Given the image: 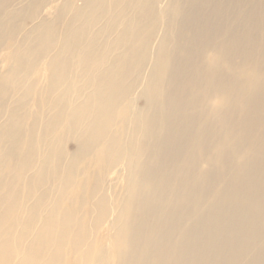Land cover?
Here are the masks:
<instances>
[{
  "label": "bare ground",
  "instance_id": "6f19581e",
  "mask_svg": "<svg viewBox=\"0 0 264 264\" xmlns=\"http://www.w3.org/2000/svg\"><path fill=\"white\" fill-rule=\"evenodd\" d=\"M0 264H264V0H0Z\"/></svg>",
  "mask_w": 264,
  "mask_h": 264
},
{
  "label": "rangeland",
  "instance_id": "374dc122",
  "mask_svg": "<svg viewBox=\"0 0 264 264\" xmlns=\"http://www.w3.org/2000/svg\"><path fill=\"white\" fill-rule=\"evenodd\" d=\"M69 148H71V146L69 145Z\"/></svg>",
  "mask_w": 264,
  "mask_h": 264
}]
</instances>
